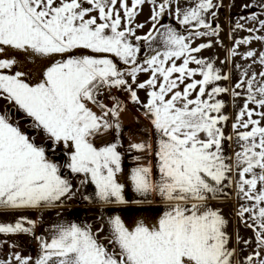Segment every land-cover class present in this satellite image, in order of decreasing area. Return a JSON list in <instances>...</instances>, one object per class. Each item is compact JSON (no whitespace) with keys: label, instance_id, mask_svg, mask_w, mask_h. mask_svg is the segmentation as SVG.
<instances>
[{"label":"snow or ice","instance_id":"6c2138e0","mask_svg":"<svg viewBox=\"0 0 264 264\" xmlns=\"http://www.w3.org/2000/svg\"><path fill=\"white\" fill-rule=\"evenodd\" d=\"M145 4L149 20L138 23ZM222 7V0H0V216L16 217L0 222V237L29 236L38 248L23 255L0 239L11 249L0 264H264V50L250 47L264 43V0L241 5L260 12L236 20L231 33L248 35H232L217 65L219 57L200 54L224 47L215 23ZM199 38L207 40L195 44ZM128 104L155 137L129 143L140 154L129 179L140 196L160 197L162 215L134 227L119 215L98 227L61 221L37 234L38 220L22 212L89 200L85 185L95 186L101 204L128 203L119 182ZM106 135L112 139L98 144ZM58 153L63 159H53ZM233 196L251 239L230 234L223 208L212 204Z\"/></svg>","mask_w":264,"mask_h":264},{"label":"rangeland","instance_id":"374dc122","mask_svg":"<svg viewBox=\"0 0 264 264\" xmlns=\"http://www.w3.org/2000/svg\"><path fill=\"white\" fill-rule=\"evenodd\" d=\"M223 7L219 10L218 16L216 18L215 23H218L222 31L220 32L219 39L223 41L224 47L219 45H214V47L210 49L204 50L200 55L203 57H219L216 61L217 65H219L220 60L224 58L225 55V48L232 46V35L235 38L239 39L246 35L247 32L244 31H237L236 33L232 34L231 29L234 26L236 20L241 15H250L252 11L257 13L260 12V8L256 7L254 9H247L243 10L241 8L242 4L245 3H252L256 4L257 0H222ZM150 17V6L145 4L140 11V14L137 17L138 23H145L149 20ZM165 24H170L175 26L176 21L173 19L172 16L166 15L164 21ZM241 23H245L246 27L253 26L252 22L248 21H240ZM150 27L149 23H146V26L143 30L138 32V34L142 35L148 31ZM181 32L184 31L183 28L179 29ZM213 41L217 39V37L211 38ZM199 43L206 42L207 38H199ZM203 40V41H201ZM198 43V44H199ZM247 47L243 46L240 51L244 52ZM250 47L257 51L264 50V43L259 41H254ZM144 51H147L145 48ZM237 62L244 63L241 58L238 56L236 58ZM227 70V67H225ZM139 79L142 81L147 79V76L141 74ZM224 86H227L226 82H222ZM121 98H126V94H119ZM242 103V101H240ZM227 103H229V110L230 114L234 115V109L232 107L231 100L227 98ZM133 114L136 115L137 113L132 109V107L127 106V110L122 114V124H123V133L121 136V152L123 154V164H122V172L119 174V182L124 184V195L125 192L129 189V198L125 199L128 201L127 204L118 205V204H109L104 205L96 201L95 197V186L88 184L85 185L81 192L83 195H87L90 199L84 200L81 196H78L76 199L68 202L63 208L61 209H41V210H26L23 211L22 214L29 216L31 219L38 220V226L36 228V233L39 235L46 234V230H48L52 225L56 224L57 222H77L82 224H90L98 227L102 221L107 220L111 216L119 215L125 221L127 226L134 227L136 222L140 220H147L148 222H155L158 220L159 216L163 213V208L160 207L159 197L157 196H149L147 198L140 196L137 194L131 185V181L129 179L131 169L134 167V159L133 154L135 151L129 150L128 145L130 142H133L134 133H132L131 128H133L132 123L135 121ZM128 126L124 129L125 125ZM21 127H24V124H21ZM112 139L111 135H106L101 137L97 140V143H102L103 141H109ZM53 159H63L61 154H56L53 156ZM74 184L79 185V177L73 180ZM230 209V208H229ZM59 212L60 215L56 213ZM227 216H225L229 220L228 232L230 234L234 233V221L232 216L234 212L227 210ZM16 219L15 216L4 215L0 216V222H13ZM230 223L232 224L230 226ZM237 231H240L242 224L237 222ZM251 231V230H250ZM252 233V232H251ZM252 238V237H251ZM0 239L8 240L9 243H15L17 245L16 251L21 252L23 255H33L35 256L37 253L38 248H33L32 251L29 250V244L31 243V237L25 235H16V236H5L0 237ZM255 244L253 243L252 247ZM248 250V249H247ZM247 250L243 253H247ZM11 249L9 248L8 244L3 245L0 248V259H4L8 256Z\"/></svg>","mask_w":264,"mask_h":264},{"label":"crops","instance_id":"0c3cea01","mask_svg":"<svg viewBox=\"0 0 264 264\" xmlns=\"http://www.w3.org/2000/svg\"><path fill=\"white\" fill-rule=\"evenodd\" d=\"M201 41H203V40H201ZM198 43H199V40L198 41L196 40L195 41V44H198ZM139 95H140L141 99H144L145 98V94H144L143 91H141L139 93ZM221 98L223 100H225L226 102H227V98L230 99V97L227 96V95H225V96H223ZM129 106L132 107V109L137 113L136 115L133 114V117L135 118L134 119L135 121L132 123L133 128H131V130L133 129L132 130V133H134V138H135L133 140V142H137L139 140H153V139H155V137L153 136V130L151 129V126L149 125V122L141 114V111L138 110V108L136 106L132 105V104H129ZM225 111L230 114V111L231 110H229V103H228V107L226 108ZM124 125H125L124 129L128 127V126H126V124H124ZM227 131H230V126H229V129L226 130V132ZM225 148H226V150H228L227 144L225 145ZM137 155H140V154L134 152L133 158H132V159H134V167L137 166V161L135 159V157ZM149 159H151V158L150 157H147V155L145 154V158L142 159L141 162L146 164V163H148V160ZM153 163H155V162L153 161ZM154 172H155V169H154ZM154 179H158V174L154 175ZM159 199H160V197H159ZM157 202H159L160 207L163 208V210H164V204H163L162 200L160 199ZM212 204L214 206L222 207L223 210H224V215L227 216L226 215L227 214V210L234 212V209H235V207L237 205V201H236L235 196H233L231 200H225V199L221 198V199L212 201ZM232 218H233L234 225H235L233 229H234V232H236L237 229H238V227H237L238 220L236 219L235 215H233ZM231 225L232 224L230 223V226ZM238 232H239L240 236L244 237L245 239H251V237H252V233H251L250 229L245 228L243 225L240 228V231H238ZM232 246H235V244H233ZM246 250H247V253L244 254L242 252V253H240V255L241 256H246L251 251V247L246 248L244 250V252Z\"/></svg>","mask_w":264,"mask_h":264},{"label":"built area","instance_id":"2783aa9c","mask_svg":"<svg viewBox=\"0 0 264 264\" xmlns=\"http://www.w3.org/2000/svg\"><path fill=\"white\" fill-rule=\"evenodd\" d=\"M31 243L29 244V250L32 251L33 248H37V242L33 239L30 241Z\"/></svg>","mask_w":264,"mask_h":264},{"label":"water","instance_id":"95a60500","mask_svg":"<svg viewBox=\"0 0 264 264\" xmlns=\"http://www.w3.org/2000/svg\"><path fill=\"white\" fill-rule=\"evenodd\" d=\"M125 196L127 199L129 198V189L125 192Z\"/></svg>","mask_w":264,"mask_h":264}]
</instances>
